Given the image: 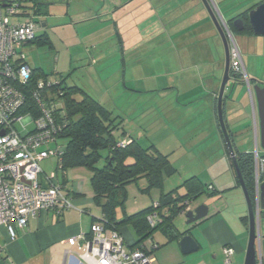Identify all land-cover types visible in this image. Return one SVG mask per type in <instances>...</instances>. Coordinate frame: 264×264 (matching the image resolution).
Masks as SVG:
<instances>
[{
	"label": "crops",
	"instance_id": "0c3cea01",
	"mask_svg": "<svg viewBox=\"0 0 264 264\" xmlns=\"http://www.w3.org/2000/svg\"><path fill=\"white\" fill-rule=\"evenodd\" d=\"M208 2L226 38L235 33L243 40L241 49L247 52L251 42L256 40L255 36L260 35L252 31L246 13L260 2L247 8L246 0H208ZM55 4L64 6L63 13L51 14L50 7ZM39 7L42 12L40 15L28 14L23 9L19 19L26 20L32 17L38 23L36 36L45 33L48 40L43 44L47 43L51 48L55 43L46 30L47 24L42 21V17L51 14V18L58 17L61 20L60 26L67 27L66 43L73 44L71 61L72 59L88 61L87 65L76 66L82 67L81 70L85 72L80 75L81 79L71 80L70 85L80 87L113 115L122 118L121 124L114 133L119 142L127 143L131 137H134L143 146L154 145L160 152L168 155L175 167L176 171L171 176L180 171L176 161L172 159L179 151L183 154L195 151L208 157L215 156L222 162L224 171L229 175L230 184L222 190L239 186L217 117V97L225 68L224 45L201 0H40ZM239 13H242V18H246L243 20L242 29L234 27L231 21L228 22ZM245 26L248 27L246 31L243 30ZM29 44L37 43L34 41ZM79 44L84 48L82 49ZM140 44L149 45L146 51L151 59L157 57L162 61L164 57L166 58L162 70L159 71L156 65L158 72L152 73L153 76H162V82L146 86L145 89L133 86L137 80V77H134L137 72L135 68L130 70V77L126 79L127 70L131 69L138 59L135 55L141 53H133ZM22 54L24 55L23 48ZM112 56H116L119 65L113 69L117 72L111 78L101 70L103 68L101 61ZM24 63L30 69L40 68L43 71L41 66L28 63L25 56ZM230 76L232 78L226 83L222 97L223 119L234 150L253 154L250 148H238L236 145L238 135L248 128L245 126V129L234 131L231 124L246 125V121L251 119L249 123L251 136L254 141L258 140V119L252 86L255 83L262 85L263 83L249 79L247 75L246 78L242 76L236 78L233 74ZM234 89L238 91L236 97L232 96ZM113 92L114 96L110 95ZM142 92H147L145 95L147 98L140 104L136 98H139L138 94ZM118 101H121L123 106L118 108ZM142 105H145V109H150L152 114L146 122L137 123L133 118L143 111ZM155 115H158L157 119ZM126 118H130V122H126ZM183 118L185 121L179 122ZM176 121L178 123H175ZM155 131L161 132L159 137L162 138L158 142L153 140L150 134ZM259 155L258 160L264 163L261 158L264 150ZM256 166L258 161L254 157V178ZM190 171L186 176L176 177L178 182L173 188L190 176H197L201 182L203 181L198 172ZM71 172L72 170L65 171L63 190L71 194L76 206L84 211L75 208L65 210L61 214L52 210L40 211L29 218L23 229L17 228L13 237L6 228H1L0 264H88L82 256V242L77 241L76 238L80 234H89L91 224L101 216V211L100 208L99 213L93 209V192L88 197L83 182L80 185L76 181L68 183L73 179V176L69 177ZM171 176L164 177L162 192L173 189L164 190L166 179ZM207 180L209 183H202L212 187L216 191L215 195L222 191V186L217 184L220 181L218 174L210 175ZM178 191L182 193L184 189L180 188ZM219 196L220 194L217 197ZM226 208L217 206L213 211L208 208L204 218L190 224L180 236L169 242L177 240L179 244L180 238L184 234H189L197 247L188 253L203 251V256L206 255L208 258L205 264H226L223 248L229 246L234 249V258L232 256L228 264H239L241 254L246 251L248 242V217L246 222L243 217L247 214L237 216L236 213L231 217L228 209L223 211ZM123 226H119L120 233L126 245H130L135 239L131 238L128 231L122 228ZM194 227H201L200 231L205 238L193 234ZM245 230H247L246 235ZM146 243L144 241L145 245ZM217 251L219 256L216 254ZM261 254L262 256L256 247L257 264L260 260L264 264L263 249Z\"/></svg>",
	"mask_w": 264,
	"mask_h": 264
},
{
	"label": "built area",
	"instance_id": "2783aa9c",
	"mask_svg": "<svg viewBox=\"0 0 264 264\" xmlns=\"http://www.w3.org/2000/svg\"><path fill=\"white\" fill-rule=\"evenodd\" d=\"M20 11L16 2L0 4V231L6 228L12 237L17 228L23 229L29 218L40 211L52 210L61 214L65 210L78 209L73 196L63 190L62 174L57 175L60 169L56 167L46 173L40 166L42 160L50 157L59 161L64 151L63 144L50 146L59 139L60 126L54 110L56 98L62 91L53 90L49 82L38 79L30 92L37 107L36 113L26 110V94L22 86L30 79L31 69L24 63L22 48L35 39L38 23L32 17L20 20ZM228 37L231 41L230 71L246 78L241 54L231 36ZM29 123L34 124L31 130L26 129ZM255 160L258 161L257 153ZM263 167V163L259 168L256 166L255 179L258 180ZM257 185L253 203L256 214L259 212ZM189 209L188 206L186 211ZM147 219L150 225L154 224L153 215ZM76 239L82 242V256L88 264L154 262L152 253L139 247H128L123 236L117 230L105 227L100 218L91 224L89 234H80ZM1 252L0 248V255ZM223 253L225 263H230L234 249L225 246Z\"/></svg>",
	"mask_w": 264,
	"mask_h": 264
},
{
	"label": "trees",
	"instance_id": "16d2710c",
	"mask_svg": "<svg viewBox=\"0 0 264 264\" xmlns=\"http://www.w3.org/2000/svg\"><path fill=\"white\" fill-rule=\"evenodd\" d=\"M4 2L18 3L21 8L20 13L23 9L28 14L42 13L39 7L40 0H1L0 4ZM242 16V13H239L232 18H242ZM242 19L246 20L245 17ZM243 30H248V27L245 26ZM47 40L48 36L41 33L35 36L32 42L36 41L40 45ZM230 74L233 73L230 71ZM233 75L236 78L241 77L239 74ZM40 76L45 77L46 74L40 68H31L30 79L24 86L19 85L26 94V110L33 114L36 113L37 107L30 97V92ZM49 84L53 90L62 91V94L56 98L54 110L57 112L60 126L58 138L65 140L64 151L60 160L56 162V167L62 174V183L64 184V175L68 168L87 167L91 172L92 199L100 208V219L104 221L105 227L115 229L119 233V226L130 224L136 234L134 242L128 245L130 248L139 247L146 253H152L153 249L157 248V244L148 247L144 241L152 237L156 229L164 233L168 242L180 236L182 232L175 227L174 217L186 212L191 201L200 195L204 193L213 195L216 191L202 183L197 176H190L179 186L168 192H162L164 177L171 176L176 171L167 154L160 152L154 145L143 146L134 137H131L127 143L119 142L114 133L121 124L120 116L113 115L80 87L67 85L64 78ZM235 151L245 187L254 203L253 155L251 152ZM261 156L264 160V155ZM140 178L145 180V184L139 185L140 190L149 191L153 188L161 190L158 199L138 211L132 213L121 211L118 214L117 209L123 205L126 198L127 184L131 181L137 182ZM258 178L259 181H264V167L259 171ZM180 188L184 189L182 193L178 191ZM260 214L264 215V210L259 211L258 215ZM149 215H153V225H150L147 219ZM243 219L246 222L247 216Z\"/></svg>",
	"mask_w": 264,
	"mask_h": 264
},
{
	"label": "rangeland",
	"instance_id": "374dc122",
	"mask_svg": "<svg viewBox=\"0 0 264 264\" xmlns=\"http://www.w3.org/2000/svg\"><path fill=\"white\" fill-rule=\"evenodd\" d=\"M6 1H13V0H6ZM260 1L261 0H246V8ZM63 10H64V6L62 5L55 4L50 7L51 14H56L57 12L63 13ZM51 14L42 17V21L47 24L46 30L53 38L55 46L51 48L50 45L47 43L40 46H38V44L28 43L24 45L23 53L28 63L32 64L33 66H41L43 68V72L44 74H46V76L45 77L40 76L39 79L44 80L46 78L47 82L53 83L56 82V80H58L59 78H64L65 83L69 85L71 84V80L81 79L82 77L80 75L85 72L81 70L82 67L78 68L76 66H81L83 64L87 65L88 61L87 59L78 60V61L72 59L71 61L72 58L71 48L73 44L66 43L65 38H67V27H64L65 25L60 26L61 20L58 17L51 18L52 17ZM233 35L231 36V38L236 48H238L239 52H241L242 64L245 69V73L247 77L249 79H254L264 84V35L255 36L256 38L254 39L256 40L253 43L251 42V46L248 48L247 52L246 51L243 52V50L241 49L243 45L242 43L243 40L240 39L238 35H235V33ZM62 40H64L65 42L63 43ZM227 41L231 42L229 40V37L227 38ZM79 45L81 46L82 49L84 48L83 45L81 44ZM147 47H149V45L147 44L138 45V47L133 51V53L135 54H137L138 52L141 53L135 55L138 58L135 62V65L131 67V69L127 70L126 79H129L130 77V70L135 68V70L137 71L134 76L137 77V80L133 84V86H136V88L138 89H145L146 86L149 85L151 86L156 82H162L163 80L162 76L159 75L153 76L152 73L154 72L157 73L158 69L159 71L162 70V64L163 62L165 64L166 58L164 57L162 61L161 60L159 61L157 57L151 59V56L148 57L146 51ZM128 61H131V59H128ZM101 63H103L102 66L103 68L100 69L104 71L105 74H107L109 77L111 78L114 77L117 71L114 72L113 69L115 68L116 65H119V63H117L116 56L109 57L107 60L101 61ZM156 65L158 69L156 68ZM238 88L239 87H236V89ZM236 89H234V92L232 94L233 97H236L238 95V91H236ZM246 92H247V88H246ZM111 94L112 96H114V92L110 93V95ZM145 95H147V92H142V94H138L139 98L138 97L136 98L138 103L142 104V101H144V99L147 98V96ZM118 102H119L117 103L118 108L119 106H123V103H120L121 101ZM142 106H143V111H140L138 116L133 118V120H135V122L137 123L141 121L146 122L147 118H149V116H151L152 114V111L150 109L147 110L144 108L145 105ZM194 112H197V110H194ZM157 117L158 115H155L156 119ZM130 120H131L130 118H126V122H130ZM183 121H185L184 118L179 120V122H183ZM175 123H178V121H176ZM249 123H251V119L246 121V125L231 124V128L234 131L239 129H245V126L246 128H248V130L238 135V139H236V143H237L236 145L238 146V148H244V149L250 148V150L253 151L252 154L253 158L258 152L257 154L259 157V154H261L263 150L260 147L259 139L255 141L253 140L251 136ZM33 127L34 124L29 123L26 126V129L31 130ZM150 134L151 136H153V140H156V142H158L160 138H162L159 137L161 135V132L157 133V131H155ZM64 143H65L64 139H57L56 143L53 142L50 144V146L56 147V145L64 144ZM240 144H242L243 146L241 147ZM254 149H256V151H254ZM211 156L208 157V155H201L200 153H196L195 151L187 154H183L180 151L177 152L175 157H173L172 159L176 161V166H179L180 171L176 172V174L174 176H171L170 178L167 177L166 184L164 185V190L167 191L170 188L176 186L178 182L177 178L179 177V175L186 176L188 172H191L190 170H195L194 172H198L201 176V179L203 180L202 182L205 183H209L207 179L210 175L218 174L220 176V181H218L217 184H219L220 187L222 186L221 187L222 190V188L227 186V184H230V181H228L229 175L228 173L226 174V171H224L222 162L220 160H217L215 156L212 157ZM56 162H57L56 157H50L48 159L42 160L40 162V166L44 170V172L50 173L51 171L56 170L55 169ZM206 162H208V164H206ZM259 163L260 160H258V168H259ZM69 170H72L69 177L73 176V179H71V181L68 183L76 181L80 185V183L83 182L87 196L88 197L91 196L92 188L90 184V170L84 166L68 168L67 171ZM57 175H59L60 177L61 171H58ZM143 184H145V180L143 178H140L137 182L131 181L127 184L126 198L124 200L123 205L117 209L118 214H120L121 211L125 213H132L138 211L154 203L157 200L161 190L158 188H153L149 191H142L140 190L139 185H143ZM219 194L220 196L217 197ZM201 204L206 205L210 211H213V209L216 208L217 206H220L221 208L228 207L223 211L228 209L227 211L229 212L231 217H234V214L236 213L237 216L240 214L243 215L247 214V207L240 186L222 190L219 193L217 192L216 195L204 193L200 195L198 198L192 200L189 207L191 209H194L195 207ZM92 205H93L92 206L93 209L97 210V212L99 213V206L96 203H93ZM78 210L80 211L79 208ZM98 218H100V216H98L96 220ZM185 220L186 219L183 213L177 214L174 217V221H173L174 225L180 232L189 228V225L186 224ZM257 224H258L257 227L258 236H257L256 247L259 250L260 255L262 256L261 249L264 250V237H263L264 215L260 214L258 216ZM122 228L128 231L132 239L136 238V234L130 224L127 223ZM200 228L201 227L198 228L194 227V229H192V232L197 236L200 235L201 238L202 237L205 238L202 231H200L201 230ZM245 232L246 235L247 230H245ZM146 242L148 247L151 244L154 243L157 244V248L153 249L152 251V256L154 257V262L152 264H205L206 262H208V258L206 257V255L203 256V251H195L187 254L182 253L178 241L174 240L172 242H168L164 233L159 229L154 230L152 237L148 238ZM216 254L219 256V251H217ZM244 256H245V252L241 254L239 264H243ZM259 264H263L262 260L259 261Z\"/></svg>",
	"mask_w": 264,
	"mask_h": 264
},
{
	"label": "water",
	"instance_id": "95a60500",
	"mask_svg": "<svg viewBox=\"0 0 264 264\" xmlns=\"http://www.w3.org/2000/svg\"><path fill=\"white\" fill-rule=\"evenodd\" d=\"M204 4L205 8L207 9L211 20L213 21L224 45L225 50V68L223 77L221 80L220 88L218 91L217 97V117L220 130L222 132L226 147L228 149L234 171L239 183V186L242 189L244 199L246 202L247 207V217H248V242L245 251V257L243 264H257V257H256V242L258 236V224L257 218L258 214L255 212V208L252 204V200L249 196V193L245 187V183L237 162L236 153L234 150V146L232 140L229 136V132L226 128L224 119H223V112H222V97L223 91L225 88L226 83L232 78L230 76V69H229V47L225 32L223 31L217 17L214 15L212 8L208 0H201ZM246 18L248 21L249 26L251 27L252 31L257 35H264V0L259 4L255 5L253 8H250L246 13ZM232 22V25L238 29H242L244 27L243 19L240 17H236L234 19L228 20V22ZM252 91L254 94L255 102H256V111H257V118H258V139L261 149L264 150V84L255 83L252 86ZM258 197H259V208L260 211L264 210V181H260L257 185ZM208 213V207L206 205H198L194 209H189L183 213L185 217V222L187 225L193 224L194 222L204 218ZM179 245L184 253H188L194 249H196L197 245L193 238L189 234H184L180 240Z\"/></svg>",
	"mask_w": 264,
	"mask_h": 264
},
{
	"label": "flooded vegetation",
	"instance_id": "af4514ba",
	"mask_svg": "<svg viewBox=\"0 0 264 264\" xmlns=\"http://www.w3.org/2000/svg\"><path fill=\"white\" fill-rule=\"evenodd\" d=\"M255 180H257V179L254 178V184H255V185H256V184H259V182L261 181V180L259 181V178H258L257 182H256Z\"/></svg>",
	"mask_w": 264,
	"mask_h": 264
},
{
	"label": "clouds",
	"instance_id": "9594fccd",
	"mask_svg": "<svg viewBox=\"0 0 264 264\" xmlns=\"http://www.w3.org/2000/svg\"><path fill=\"white\" fill-rule=\"evenodd\" d=\"M230 69V68H229ZM253 204V203H252ZM259 210H260V208H259Z\"/></svg>",
	"mask_w": 264,
	"mask_h": 264
}]
</instances>
